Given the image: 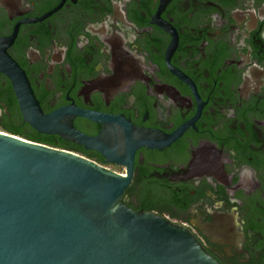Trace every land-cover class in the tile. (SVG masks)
<instances>
[{"label": "flooded vegetation", "instance_id": "obj_1", "mask_svg": "<svg viewBox=\"0 0 264 264\" xmlns=\"http://www.w3.org/2000/svg\"><path fill=\"white\" fill-rule=\"evenodd\" d=\"M0 37L45 114L115 119L72 123L106 132L120 163L66 142L130 169L131 209L221 264H264V0H0ZM13 105L0 73V110Z\"/></svg>", "mask_w": 264, "mask_h": 264}, {"label": "water", "instance_id": "obj_2", "mask_svg": "<svg viewBox=\"0 0 264 264\" xmlns=\"http://www.w3.org/2000/svg\"><path fill=\"white\" fill-rule=\"evenodd\" d=\"M10 44L0 37V73L12 84L24 122L120 163L104 142L106 132L91 138L72 123L78 115L115 119L71 108L45 114ZM130 182L129 168L123 176L80 154L0 131V264H221L188 229L131 209L123 200Z\"/></svg>", "mask_w": 264, "mask_h": 264}, {"label": "trees", "instance_id": "obj_3", "mask_svg": "<svg viewBox=\"0 0 264 264\" xmlns=\"http://www.w3.org/2000/svg\"><path fill=\"white\" fill-rule=\"evenodd\" d=\"M0 131L17 135L19 137H23L25 139L42 143L51 147L68 150L96 161V159L92 156L86 153H80L77 151V149L71 147L61 137L38 133L29 124L24 122L21 112L14 105L9 106L8 112H2V115L0 116Z\"/></svg>", "mask_w": 264, "mask_h": 264}]
</instances>
